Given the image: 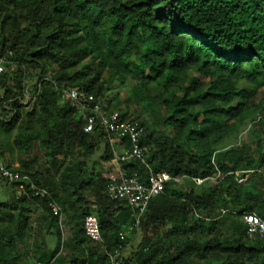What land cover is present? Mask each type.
<instances>
[{
  "label": "trees",
  "instance_id": "obj_1",
  "mask_svg": "<svg viewBox=\"0 0 264 264\" xmlns=\"http://www.w3.org/2000/svg\"><path fill=\"white\" fill-rule=\"evenodd\" d=\"M0 57L10 62L0 75V148L11 150L15 130L14 146L29 156L38 142L54 175L14 169L47 194L9 185L0 264H111L114 254L123 264H264V236L247 235L243 221H264V0H0ZM27 87L34 100L22 105ZM72 89L78 105L60 99ZM94 105L143 128L147 167L120 162L123 174L183 177L149 201L137 227L94 167L116 151L99 126L84 130ZM247 128L253 139L242 141ZM246 171L255 176L237 184L234 173ZM218 174L214 185L190 181ZM86 215L103 244L85 236ZM63 216L73 234L62 245Z\"/></svg>",
  "mask_w": 264,
  "mask_h": 264
},
{
  "label": "built area",
  "instance_id": "obj_2",
  "mask_svg": "<svg viewBox=\"0 0 264 264\" xmlns=\"http://www.w3.org/2000/svg\"><path fill=\"white\" fill-rule=\"evenodd\" d=\"M11 55V53H9ZM10 62L4 57H0V75L4 72V65ZM82 94L78 90H64L61 92V101L73 102L78 105V102L82 98ZM34 100V97L30 94L29 87L24 90V98L20 100V104L27 105V103ZM84 103L92 102V97L82 99ZM93 115L87 119V125L85 132H91L94 126H99L106 135V139L113 149L117 144L121 145L123 141L128 142L129 150H123L121 154L114 152V161L116 163L126 162L134 159L146 166V160L144 155V149L140 147L139 141L143 134V128L135 122H129L122 120L117 112L102 113L99 111V107L94 105L91 108ZM80 113H83L80 110ZM147 167V166H146ZM254 171L235 172L234 180L237 184L241 185L245 183ZM219 177V174L217 175ZM217 177V179H218ZM0 179L7 184L21 183L20 190H23L22 183H28L32 191H36L41 195H46L45 190H37L35 186L29 181L26 175L19 173L18 171L7 168L0 162ZM213 177L206 178H191L190 181L195 186L208 185L212 181ZM211 185H214L217 182ZM113 182L108 185L106 189V195L115 201H123L131 209L135 224L137 227L140 217L144 214L149 201L161 195L164 192L165 185L173 183L176 186H180L183 183V177H172L171 175L161 172L153 173L150 171L148 178L145 182H142L136 173L126 175L121 173L117 179H113ZM54 215H58L60 212L59 206L51 204ZM243 221L247 228V235L249 236H264V221L260 220L254 215H245ZM83 229L85 236L92 240L96 244H103L102 235L100 232V226L98 219L94 215H86L83 219ZM120 239H124V234L120 233ZM111 264H123L117 254L110 256Z\"/></svg>",
  "mask_w": 264,
  "mask_h": 264
},
{
  "label": "rangeland",
  "instance_id": "obj_3",
  "mask_svg": "<svg viewBox=\"0 0 264 264\" xmlns=\"http://www.w3.org/2000/svg\"><path fill=\"white\" fill-rule=\"evenodd\" d=\"M121 95L122 96L125 95V92H121ZM15 135H16V131L15 130H13L9 134V136L7 135L6 143H7L8 146H12V148H11V150H10V148H8L10 150V151H8L7 150V146H1V148H0V161L3 164H7L8 165V160L7 159H8V156H9L10 159H13L14 161H17L20 165L21 164H25V165L29 164L32 167L33 170H36L38 173H40L42 179L45 182L54 181V179H53L54 175L52 174L51 169L48 167V164L47 163L45 164L47 159H46L45 155L43 154V152L40 150V148L38 146V142H35L34 149H33L32 153L28 156V155H25L24 153L20 152L14 146L12 141H14L13 139H14ZM251 139H253V136H252L251 132L248 131V128H247L242 133V135L240 136V140L247 141V140H251ZM111 162H109V163H103L101 161L98 162V163L94 162V164L96 163L94 167L96 168V170L97 169L100 170V168H101L102 172H103V176H105L107 179L113 180V179H117L119 177V172H120V169H121V165H120V163H116L115 161L113 163L114 165H112V164H110ZM254 174L251 175L249 178L250 179L253 178V176H255ZM217 177H218L217 175L213 176L212 181H210V183H208V185L213 184L215 182V179H217ZM200 190L201 189H199V188L195 189V191L197 193H199ZM73 204H75V203H73ZM74 206L76 207L77 204H75ZM62 218H63V222L61 223V226L59 225V228H60V231H61L62 245H63V243H65L67 241H70L73 232H72V225L70 224L69 220L66 219L64 216ZM131 236H132V239L129 242V244L132 247H136L138 245V243L140 242L141 233H140L139 230H137L134 233V235H131ZM29 238H32V236H30L28 238L25 237L23 239V241H25V243H27L28 245L29 244L31 245L33 243V241H31ZM46 242H47L48 248L52 249V245L54 246V244H55V237H52V239H51L49 236H47L46 237ZM129 250L130 249L128 247L122 253L124 257L127 255ZM59 255H61L62 257L72 256V252H71V250L65 249L64 247H62V249L60 250Z\"/></svg>",
  "mask_w": 264,
  "mask_h": 264
},
{
  "label": "crops",
  "instance_id": "obj_4",
  "mask_svg": "<svg viewBox=\"0 0 264 264\" xmlns=\"http://www.w3.org/2000/svg\"><path fill=\"white\" fill-rule=\"evenodd\" d=\"M115 148H116V151L118 152V154H121L122 151L124 150L123 147L121 145H119V144H117L115 146ZM7 160H8V165L7 164H4V165L6 167H11L13 170L18 168L19 165H20L17 161H14L13 159H10L9 156H8ZM113 163H114V161H112L110 164L114 165ZM121 173L122 172H121V169H120L119 175ZM108 180H111V179H108ZM12 193H13V191H12V188L9 186V184L5 183L3 180L0 179V202L1 203H5L11 197Z\"/></svg>",
  "mask_w": 264,
  "mask_h": 264
}]
</instances>
